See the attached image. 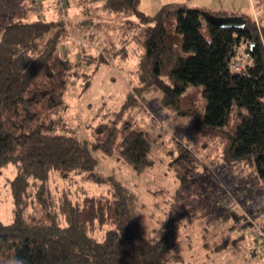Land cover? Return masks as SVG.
I'll use <instances>...</instances> for the list:
<instances>
[{
  "label": "trees",
  "instance_id": "1",
  "mask_svg": "<svg viewBox=\"0 0 264 264\" xmlns=\"http://www.w3.org/2000/svg\"><path fill=\"white\" fill-rule=\"evenodd\" d=\"M108 2L110 11L134 12L146 24L135 37L146 88L161 90L165 106L201 115L224 133L227 157L248 161L264 182V23L247 11L165 4L151 16L138 9L141 0ZM227 17L242 18L244 25L219 24ZM66 38L61 20H33L28 8L0 10V178L8 166L15 170L5 183L14 209L10 221L0 220V264H172L177 211H166L158 232L146 230L127 188L95 171L99 155L117 157L137 172L150 164L147 132L123 115L128 100L92 128V138H80L64 116L65 94L81 62L59 50ZM245 53L249 63L233 70L232 61ZM90 82H83L85 90ZM172 162L189 171V149L180 147ZM71 173L106 182L110 194L86 197L81 207L65 201L60 215L48 179ZM228 207L235 223L245 218L258 239L245 214Z\"/></svg>",
  "mask_w": 264,
  "mask_h": 264
},
{
  "label": "rangeland",
  "instance_id": "2",
  "mask_svg": "<svg viewBox=\"0 0 264 264\" xmlns=\"http://www.w3.org/2000/svg\"><path fill=\"white\" fill-rule=\"evenodd\" d=\"M108 0H0V10L29 9L31 19L60 21L67 38L59 50L72 61L81 60L68 85L65 118L80 138H92V128L109 112L119 111L146 131L151 140L150 164L135 171L117 157L99 155L96 173L119 180L139 209L146 230L159 231L168 209L178 213L172 264H264V182L248 161L227 157L224 133L204 124L202 116L182 115L162 101L161 90L148 89L143 50L136 42L146 28L134 12L115 13ZM165 4L200 9L250 12L264 23V3L257 0H141L138 9L154 16ZM26 5V7H25ZM203 23L207 21L202 18ZM209 39L206 28L201 29ZM90 60V62H89ZM90 78L85 90L83 82ZM202 89V88H201ZM203 105L206 103L202 93ZM187 147L193 162L189 171L173 164L180 147ZM14 167L2 170L0 220L12 218L14 205L5 185ZM48 190L53 209L65 201L81 207L86 197L110 194L109 185L95 184L84 173L66 177L52 174ZM235 207L261 231L255 239L249 225L235 223L228 213ZM97 232V221L92 225ZM235 241H234V240ZM180 256H183V260Z\"/></svg>",
  "mask_w": 264,
  "mask_h": 264
},
{
  "label": "built area",
  "instance_id": "3",
  "mask_svg": "<svg viewBox=\"0 0 264 264\" xmlns=\"http://www.w3.org/2000/svg\"><path fill=\"white\" fill-rule=\"evenodd\" d=\"M249 63V55L248 53H245L241 55L240 57L235 58L232 61V68L235 71H241L244 69V67ZM255 236L259 237L261 231L259 230V226L255 225ZM264 235V234H263Z\"/></svg>",
  "mask_w": 264,
  "mask_h": 264
},
{
  "label": "water",
  "instance_id": "4",
  "mask_svg": "<svg viewBox=\"0 0 264 264\" xmlns=\"http://www.w3.org/2000/svg\"><path fill=\"white\" fill-rule=\"evenodd\" d=\"M221 25H227L232 27H242L244 25V20L239 17H227L218 21Z\"/></svg>",
  "mask_w": 264,
  "mask_h": 264
}]
</instances>
